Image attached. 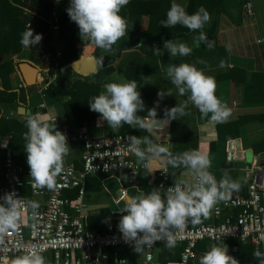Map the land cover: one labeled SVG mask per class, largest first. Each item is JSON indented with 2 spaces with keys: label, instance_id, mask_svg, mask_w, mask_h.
Returning a JSON list of instances; mask_svg holds the SVG:
<instances>
[{
  "label": "crops",
  "instance_id": "1",
  "mask_svg": "<svg viewBox=\"0 0 264 264\" xmlns=\"http://www.w3.org/2000/svg\"><path fill=\"white\" fill-rule=\"evenodd\" d=\"M184 1L186 2L187 0ZM247 2L250 4L252 15H249L245 8H241V0H223L226 11L219 15L214 47L209 49L206 46V48L201 49L199 52L195 51L193 55L190 54L186 57L170 56L167 49H164L165 41L160 46L161 53L157 58L146 57L135 47H126L123 41L124 35L113 45L115 47L120 44L125 45L124 49L115 53V59L111 63L114 72L108 77L101 78L99 81L100 94L101 91H104L103 86L106 83L129 81L124 76V72L127 69L137 70L141 76V87L137 90L141 94L143 89L156 91L154 94H150L146 110L155 108L157 120L162 121L165 118V109L177 106L179 101H184L188 96V93L180 96L178 90L167 78L166 68L169 64L178 65L184 62L195 64L206 75L214 77L216 82L215 95L222 102L227 103L231 109V115L226 121L210 122L208 118L202 116L195 106L189 105L188 109H186L190 113L189 115H177L176 119H171L162 128L144 131L125 124L124 132L132 133L137 137L149 136L154 142L168 147L169 150H171L174 142L182 141L185 136H196L198 138V150L207 155L211 160V167L209 169L214 168L218 171L216 174L218 181L223 178L220 172V165L229 150L228 144L233 141L237 142L239 148L237 154L243 156L244 153L249 152L251 155L250 166L248 163L243 167L238 165L233 174V180L241 183L239 192L245 194L250 180L256 178L255 175L258 171H264V0H247ZM69 6L70 0H54L53 10L61 16L67 13ZM173 41L183 42L189 46L196 47L192 39L179 38ZM55 46L56 49L63 47L62 43L59 44L57 42ZM76 48L78 53L77 60H83L95 54H99L100 56L107 55L105 49L92 46L90 41H84L81 37ZM37 54L34 55L33 60L30 59L29 48L24 47L21 51L4 57L5 60L11 62L12 72L8 74L5 72V77L3 78L0 73V118L14 120L20 125L28 117L36 114H39L48 123H50L51 117L63 119L66 98L63 96H45L43 98L41 96L40 91L50 83H54V77L46 78L47 58ZM2 62L4 61L0 59V68ZM23 62L31 63L39 70L36 74L34 85L31 87H27L23 82V76L19 69V66ZM73 63L68 65H72ZM65 66L61 68L62 71H66L63 70ZM70 71L74 73L73 70ZM88 78L89 80H94L92 77ZM161 90L170 91L171 95H166L163 99H160L158 92ZM21 91L25 94L23 101L17 102L13 106H11V103L6 102L7 94L16 93L18 95ZM157 101H159L158 104ZM41 104H44L45 107L41 108ZM21 108H23L24 113L20 112ZM241 116L253 117L238 127V137L236 139L219 142L217 139V125L231 123ZM17 130L19 131V141L21 143L15 144V148L21 144L25 145L26 141L23 134L28 129L27 127H17ZM121 130L122 127L117 129L111 128L106 121L99 127H96L93 123L92 125L85 124L82 128L76 129V131H81L90 137L118 133ZM8 136L10 137L11 148L12 134L0 137ZM210 144H214L212 151L208 149ZM81 151L82 147L78 143L69 144L67 157L77 169H81ZM20 153L22 152H19L17 156H13L14 162L25 171L30 172L26 151L21 157ZM151 163V171L145 169L138 177L132 180L123 172L117 175H101L86 179L83 202L87 207V229L90 217H99L102 210L108 211L109 216L101 219V226L103 228L104 222L112 216L111 213L117 207L121 209L132 197L155 189L156 174L161 169H167V162L166 158L161 157L153 158ZM178 179L191 182L193 177L187 170L183 171ZM44 191L43 196L34 198L39 204L43 203L47 198L48 189L44 188ZM122 191L126 195L123 199L118 200ZM25 195H29L27 188ZM226 213L229 215L231 212L228 210ZM126 214L124 213V215ZM201 221L200 224L211 223L212 212L208 218L202 217ZM220 246L223 247L225 245L221 244ZM113 251L109 250L108 254H112ZM119 252L126 260V264H140L142 250L133 252L120 249ZM165 259V250L162 247L158 248L154 253V264H162L161 260ZM109 264L113 263L109 261ZM167 264H179V261Z\"/></svg>",
  "mask_w": 264,
  "mask_h": 264
},
{
  "label": "clouds",
  "instance_id": "2",
  "mask_svg": "<svg viewBox=\"0 0 264 264\" xmlns=\"http://www.w3.org/2000/svg\"><path fill=\"white\" fill-rule=\"evenodd\" d=\"M129 0H70L67 13L79 27V35L84 41H90L97 48L111 50L113 45L127 31V20L120 15L121 9ZM167 18L161 20L162 27L170 28L182 25L192 32L202 30L210 21L211 15L203 6L189 14L185 7L173 0L167 12ZM23 47L36 46L42 40V34H35L29 28L21 34ZM196 47L204 43L209 49L214 42L209 41L205 32L199 31L194 37ZM164 49L172 57L189 56L193 49L183 42L167 40ZM154 54L160 55L161 49L154 47ZM199 62V61H198ZM223 66V65H222ZM167 78L178 90L180 96L188 93L187 99L179 101L171 109H165V118L157 120L156 109L148 110L146 116L137 113L145 108L141 93L137 90L135 80L110 82L104 84V91L93 96L88 104L90 110L99 113L102 121H106L113 129L125 124L144 131L162 128L177 115L186 116L189 105L195 106L203 117L210 122H224L231 115L227 103L216 95L215 78L206 75L195 64H169L166 68ZM171 95L170 91L158 92V97ZM159 101H157V104ZM210 114V115H209ZM27 132L23 134L26 141L24 149L33 187L56 188V178L64 168V158L69 153V145L65 134L56 130L55 125L45 122L39 114L29 117L26 121ZM128 150L135 154L138 162L151 171L153 158H166L167 164L173 168H184L192 174V181L177 179L173 186L165 192L153 189L148 193H140L132 197L119 211L127 213L119 221V230L126 240L135 242V250L141 251L142 246L163 241L165 246L176 245L174 231L182 232L190 219L192 225L200 224L201 218H208L215 206L226 201L233 191H238L241 183L225 175L219 181L208 171L211 167L209 157L199 150L192 149L173 154L168 147L154 142L149 136L129 138ZM0 236L15 231L25 206L32 212V218L38 215L40 207L37 201H23L15 192L0 197ZM264 240V235L260 237ZM259 264H264V253L256 249L253 253ZM0 264H5L0 260ZM11 264H46L45 257L35 251L25 252L11 259ZM123 264V261L120 262ZM199 264H239L238 260L228 254L227 246L213 245L199 260Z\"/></svg>",
  "mask_w": 264,
  "mask_h": 264
},
{
  "label": "built area",
  "instance_id": "3",
  "mask_svg": "<svg viewBox=\"0 0 264 264\" xmlns=\"http://www.w3.org/2000/svg\"><path fill=\"white\" fill-rule=\"evenodd\" d=\"M244 8L252 15L248 2ZM49 16L51 32L60 44V15L52 10ZM62 51L63 47L56 49L54 60L61 58ZM47 87L40 91L43 98ZM40 107L44 108L45 105L41 104ZM104 122L98 116L94 124L99 127ZM50 124L65 134L68 145L78 143L82 147L81 169L75 168L67 156L64 158V168L56 178V188L48 190L46 200L39 204L37 217L33 219L31 209L25 206L17 229L0 236V260L11 264V259L17 255L35 251L45 257L46 264H109V261L113 264L123 261L126 264L119 250L137 251L135 242L126 240L119 230V221L124 213L117 207L111 213L112 216L106 219L101 231H88L87 207L83 197L85 181L89 177L123 172L132 180L145 170L135 154L128 150V138L134 134L118 132L90 137L81 131L70 130L58 117H51ZM0 167V197L15 192L17 198L26 202L35 201L34 198L44 195V188L33 187L30 172L14 162L9 136L0 137ZM210 172L218 181L216 174ZM156 176L154 188L160 189L162 193L174 185L170 183L167 169L159 170ZM26 188L29 195H25ZM71 190H77L74 199L66 194ZM125 195L122 191L118 200ZM0 203L4 201L0 199ZM228 210L231 212L229 215L226 213ZM174 235L176 243L184 244L179 264H190L196 257L194 249L197 243L202 241L226 245L230 240H238L264 253V240L260 238L264 235V175L258 182L256 178L250 180L245 195H232L226 201L219 202L212 211L211 223L194 226L189 219L184 231H174ZM162 244L165 243L156 241L142 246L140 264H154V253ZM111 249L114 251L110 256L108 251Z\"/></svg>",
  "mask_w": 264,
  "mask_h": 264
},
{
  "label": "trees",
  "instance_id": "4",
  "mask_svg": "<svg viewBox=\"0 0 264 264\" xmlns=\"http://www.w3.org/2000/svg\"><path fill=\"white\" fill-rule=\"evenodd\" d=\"M172 2L173 0H129V3L120 12V15L128 22L127 31L123 38L126 47H135L146 57L157 58L159 55L154 54L152 51L154 47L160 48L162 42L179 38L192 39L194 41V37L199 35V31L205 32L208 40L214 42L218 30L219 15L226 11L223 0H187L186 2L184 0H176L177 3L185 7L189 14L195 13L201 6L206 8L210 13L211 19L208 24L197 32H192L179 24L170 28L162 27L160 21L167 18L166 14ZM246 3L247 0H241V8H244ZM53 6L54 0H0V59L4 61L1 63L0 73L3 78L5 77V72L6 74L12 72L11 62L5 60L4 57L15 54L24 48L20 43L21 34L31 25L34 35L42 34V40L38 45L28 47L30 59L33 60L36 53L47 58L46 78L54 77V83L49 84L45 95L47 97L63 96L66 98L64 102L65 113L62 120L70 130L76 131V129L82 128L85 124L92 125L96 117L100 116L99 113L90 110L88 104L93 96L99 94L100 83L72 73L70 70H61L63 66L73 63L78 59L76 45L80 39L79 27L70 19L68 13L60 16L58 40L63 45V51L61 58L54 60L57 40L51 32L49 16L53 10ZM190 47L193 49L191 53L193 55V52H199L201 49L206 48V45L201 43L198 48L194 46ZM124 76L129 81L135 80L138 88L141 87V76L137 70L129 68L124 72ZM155 92V90H142L141 98L144 101L145 108L143 111L138 112V115L142 117L147 115L148 99L150 94H154ZM24 98L25 94L21 91L18 95L16 93L7 94L5 100L13 106L17 102L23 101ZM252 117L241 116L231 123L218 124V141L227 142L236 139L238 137V127ZM26 121L20 125L14 120L0 118V136L12 134L11 150L13 156H17L19 152H22L20 153L21 157L25 152L23 144L17 148L14 145L21 143L17 127L26 128ZM124 126L120 133H124ZM192 149L198 150V138L196 136H185L182 141L174 142L170 151L176 154ZM208 149L212 151L214 144H210ZM167 170L170 183L173 184L183 171H187L184 168H173L168 164ZM66 194H68L70 199H74L77 190L67 192ZM234 195H245V193L238 190L235 191ZM106 216H109V212L102 210L99 217H90L88 230L95 229L98 232L101 231V219ZM226 244L228 254L236 258L239 264H259V261L253 255L255 250L250 245L238 240H230ZM214 245L220 246L221 244L216 243ZM212 246L213 244L208 241L197 243L194 249L196 257L190 264H199L200 257L209 251ZM161 247L166 253V259L161 260V262L162 264H167L180 260V253L183 250L184 244L176 243L173 248H168L165 244H162Z\"/></svg>",
  "mask_w": 264,
  "mask_h": 264
},
{
  "label": "water",
  "instance_id": "5",
  "mask_svg": "<svg viewBox=\"0 0 264 264\" xmlns=\"http://www.w3.org/2000/svg\"><path fill=\"white\" fill-rule=\"evenodd\" d=\"M124 47V44H120L117 47L113 46L111 50H105V52L107 53L106 56L95 54L83 60H76L72 65L65 66L63 70H73L75 74L86 78L92 77L95 82H99L101 78L108 77L114 72V68L111 66V63L115 59V53L124 49ZM19 69L23 76V82L25 83V85L27 87L33 86L36 74L39 72V70L34 65L28 62H23L19 66ZM20 112L24 113L23 108L20 109ZM228 146L229 150L224 161L220 165V172L223 177L227 175L233 180V174L237 166L241 165L243 167L247 163L249 165L251 163V155L249 154V152L244 153L243 156L237 154L239 148L238 143L235 141L229 142ZM262 175H264V171H258L256 173L255 177L257 182ZM232 195H234V191L231 193V196Z\"/></svg>",
  "mask_w": 264,
  "mask_h": 264
},
{
  "label": "rangeland",
  "instance_id": "6",
  "mask_svg": "<svg viewBox=\"0 0 264 264\" xmlns=\"http://www.w3.org/2000/svg\"><path fill=\"white\" fill-rule=\"evenodd\" d=\"M210 171H213L215 174H217L218 173V171L216 170V169H214V168H211V169H209ZM26 238H27V234H26Z\"/></svg>",
  "mask_w": 264,
  "mask_h": 264
}]
</instances>
